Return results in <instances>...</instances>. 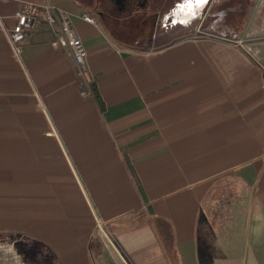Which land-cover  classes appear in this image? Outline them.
<instances>
[{"label": "crops", "instance_id": "obj_1", "mask_svg": "<svg viewBox=\"0 0 264 264\" xmlns=\"http://www.w3.org/2000/svg\"><path fill=\"white\" fill-rule=\"evenodd\" d=\"M25 3L70 13L104 111L47 25L16 53ZM176 3L129 39L82 0H0V264H264V0ZM228 177L248 208L221 221Z\"/></svg>", "mask_w": 264, "mask_h": 264}, {"label": "built area", "instance_id": "obj_2", "mask_svg": "<svg viewBox=\"0 0 264 264\" xmlns=\"http://www.w3.org/2000/svg\"><path fill=\"white\" fill-rule=\"evenodd\" d=\"M84 20L88 23L95 22L92 15L87 13L84 15ZM42 24L47 25L55 32L56 37L52 41V46L56 49H67L73 56L80 79L91 90L92 78L86 61V48L74 26L70 13L64 9L48 4H23L17 15L16 23L9 32V38L16 53L21 52L20 43L25 39L26 33Z\"/></svg>", "mask_w": 264, "mask_h": 264}, {"label": "flooded vegetation", "instance_id": "obj_3", "mask_svg": "<svg viewBox=\"0 0 264 264\" xmlns=\"http://www.w3.org/2000/svg\"><path fill=\"white\" fill-rule=\"evenodd\" d=\"M177 0H94L98 17L113 22L117 34L134 33L136 29L148 31L150 36L162 21L164 7L176 6ZM204 0H198L201 7ZM143 27V28H142ZM128 28V29H127ZM125 29V31H124Z\"/></svg>", "mask_w": 264, "mask_h": 264}, {"label": "rangeland", "instance_id": "obj_4", "mask_svg": "<svg viewBox=\"0 0 264 264\" xmlns=\"http://www.w3.org/2000/svg\"><path fill=\"white\" fill-rule=\"evenodd\" d=\"M165 8L168 11H170L172 8H176V6L175 7L170 6V7H165ZM91 10H92V8H91ZM105 24L107 26H109L111 29L113 28V30L117 33V30L119 28H116L115 26H111L107 23H105ZM158 25H159L158 27H160V28H157L155 30V33L158 34V32H159V35H160L163 32V30H165L164 27H166V25H163L162 21H159ZM158 29H160V30H158ZM114 31H113V33H114ZM124 31H125V29H124ZM116 33H114V35L119 36ZM136 33H137V31H136ZM123 34L125 37H127L129 39H131L133 36L132 34H130V33L126 34L125 32L122 33V35ZM242 193H243V190H242L241 186L232 177L225 178L221 182H218L208 195L210 203L213 202L211 206H208V210H209L210 214H212V213L214 215L219 214L220 218L218 216L216 218L218 220H221V221L226 220L229 216L235 215L234 214L235 212L237 214H239L242 209H246V208H248V206L246 205L245 207H243L241 205H237V206L235 205L236 207L234 208V210H232L233 204L230 205V203H234L237 200L235 198L238 197ZM243 196H246V195H241L240 197H243ZM210 197H214V198H210ZM239 202H241V201L239 200ZM213 214H212V216H213Z\"/></svg>", "mask_w": 264, "mask_h": 264}, {"label": "trees", "instance_id": "obj_5", "mask_svg": "<svg viewBox=\"0 0 264 264\" xmlns=\"http://www.w3.org/2000/svg\"><path fill=\"white\" fill-rule=\"evenodd\" d=\"M84 3H85V6H86V9L89 10V11H86L87 14H90V15H93L91 14L92 10H90L91 8H94V0H82ZM91 91H92V96L94 97L97 105L99 106V108L101 109V111H104L105 108H106V104H105V101L104 99L102 98L98 88H97V85L95 82L92 81L91 83ZM125 160H126V163L128 165V168L131 172V174L133 175L135 181H136V184L138 185L139 189H140V192L142 194V196L144 197L145 199V194H144V191H143V188L141 186V183H140V179L136 173V170L131 162V160L128 158V157H125Z\"/></svg>", "mask_w": 264, "mask_h": 264}, {"label": "bare ground", "instance_id": "obj_6", "mask_svg": "<svg viewBox=\"0 0 264 264\" xmlns=\"http://www.w3.org/2000/svg\"><path fill=\"white\" fill-rule=\"evenodd\" d=\"M205 2H206V0H205ZM205 2H204V4H205Z\"/></svg>", "mask_w": 264, "mask_h": 264}]
</instances>
